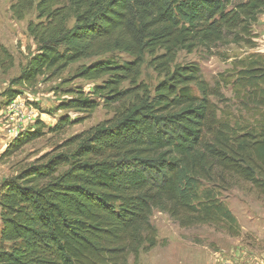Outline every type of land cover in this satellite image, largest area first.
<instances>
[{"label": "trees", "instance_id": "1", "mask_svg": "<svg viewBox=\"0 0 264 264\" xmlns=\"http://www.w3.org/2000/svg\"><path fill=\"white\" fill-rule=\"evenodd\" d=\"M9 11L17 21L35 13L26 24L35 51L0 93L5 106L71 65L114 53L130 60L82 64L61 82L94 85L62 91L57 110L102 107L112 117L0 184V264H127L130 257L138 264L157 245L154 210L181 228L238 236L219 194L247 184L264 196V56L233 62L213 86L196 63L179 64L177 56L199 47L255 49L252 27L264 0H14ZM143 66L158 78L153 87L139 81ZM13 68L0 43V74ZM224 88L236 118L218 107L230 102ZM78 122L63 116L49 128L36 120L0 159L44 130L61 135Z\"/></svg>", "mask_w": 264, "mask_h": 264}, {"label": "rangeland", "instance_id": "2", "mask_svg": "<svg viewBox=\"0 0 264 264\" xmlns=\"http://www.w3.org/2000/svg\"><path fill=\"white\" fill-rule=\"evenodd\" d=\"M13 1L0 0V43L14 58V68L6 75L0 74V93L7 88L12 78L19 75L20 65H24L35 51V45L26 33V24L35 19V13L27 15L22 21L15 20L9 11ZM240 1L242 0H231L233 4ZM252 30L257 37L255 49H248L243 45L214 46L210 49L199 47L192 54L180 52L177 63H196L203 79L213 86L217 76L229 71L233 62L253 54L264 56V11L259 15ZM106 59L118 62L130 60L127 56L117 53L85 60L71 65L51 80H46L45 77L39 79L32 91L23 92L7 106L3 105L4 100L0 99V156L18 134L32 131L36 120L49 128L63 116L79 121L61 135L49 134L44 130L42 138L25 145L10 157L1 158L0 184L15 176L26 165L55 149L65 139L112 117V113L102 107H98L91 114L59 111L56 108L67 98L62 95V91L79 87L88 93L94 85L76 80L67 86H61L63 80L68 79L79 65ZM139 81L153 87L158 78L151 69L143 66ZM222 93L230 102L219 104V109L224 111L223 114L228 113L230 118H236L239 113L236 112L230 89L224 88ZM219 199L236 219L238 236L231 237L225 231L207 225L181 228L166 214L154 210L150 221L157 232V245L149 252H141L138 264H262L264 259L260 261L258 256L260 252L264 255V196H259L247 184H239L221 191ZM127 264H133L132 257L128 259Z\"/></svg>", "mask_w": 264, "mask_h": 264}, {"label": "crops", "instance_id": "3", "mask_svg": "<svg viewBox=\"0 0 264 264\" xmlns=\"http://www.w3.org/2000/svg\"><path fill=\"white\" fill-rule=\"evenodd\" d=\"M262 259H264V255H261V252H260V256H258V260L262 261Z\"/></svg>", "mask_w": 264, "mask_h": 264}, {"label": "built area", "instance_id": "4", "mask_svg": "<svg viewBox=\"0 0 264 264\" xmlns=\"http://www.w3.org/2000/svg\"><path fill=\"white\" fill-rule=\"evenodd\" d=\"M262 264H264V261H263V263Z\"/></svg>", "mask_w": 264, "mask_h": 264}]
</instances>
